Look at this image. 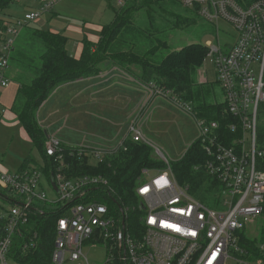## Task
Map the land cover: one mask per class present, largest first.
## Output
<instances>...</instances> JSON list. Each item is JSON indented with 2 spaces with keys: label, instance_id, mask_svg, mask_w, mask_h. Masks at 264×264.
Here are the masks:
<instances>
[{
  "label": "built area",
  "instance_id": "built-area-1",
  "mask_svg": "<svg viewBox=\"0 0 264 264\" xmlns=\"http://www.w3.org/2000/svg\"><path fill=\"white\" fill-rule=\"evenodd\" d=\"M61 0H10L21 6L23 15L4 18L0 31V96L9 83V58L20 31L50 14ZM208 23L222 22L236 35L224 49L218 37L205 45L219 85L223 113L231 118L227 125L231 139L225 143L218 121L195 116L190 102L179 101L152 83L146 89L149 98L162 97L192 116L198 130L194 141L201 145L206 159L195 165L213 179L209 201L201 202L190 193L188 185L176 180L170 161L155 148V159L162 167L142 169L134 189L137 204L131 209L114 202L109 206L97 201L111 188L101 175L68 177L66 155L83 156L87 164L97 166L126 150L125 142L144 144L140 119L146 106L136 109L125 138L117 146L96 149L69 146L52 136L44 142V151L54 164V176L47 181L34 166L14 172L0 165V191L6 199L0 209V264H19L11 254L16 238L19 253L37 246V232H29V216L45 211H59L55 220L51 264H89L86 250L102 246L103 264H264V239L256 244L252 261L241 258V232L264 215V142L258 130L264 115V0H179ZM124 2L118 1L122 7ZM206 79L198 73V82ZM3 111H0V123ZM153 150V149H152ZM152 172V174H151ZM45 180L55 192L47 199L41 186ZM54 183L56 190L51 187ZM139 211L138 215L131 218ZM248 262V263H247Z\"/></svg>",
  "mask_w": 264,
  "mask_h": 264
},
{
  "label": "trees",
  "instance_id": "trees-1",
  "mask_svg": "<svg viewBox=\"0 0 264 264\" xmlns=\"http://www.w3.org/2000/svg\"><path fill=\"white\" fill-rule=\"evenodd\" d=\"M178 1L125 0L124 5L115 12L113 21L102 27L98 42H83V49L77 60L67 54L66 38L63 35L39 30L31 25L21 30H25V34L18 45L15 43L9 58L10 69L16 71L11 81L18 85L11 112L16 116L40 160L37 163L33 157H27L20 166L21 170L34 166L47 181L54 176V164L44 151L47 133L38 123L37 112L58 87L78 79L97 76L104 69L103 63L122 71L144 87L152 83L160 90L168 91L171 97L190 102L196 117L219 122L221 134L225 143H228L232 137L227 129L231 118L224 115L223 103L206 101L207 91L196 86V75L207 52L205 46L192 43L178 51H169L168 35L177 30L188 29L194 23V19L174 9V4ZM236 1L241 3V0ZM10 3V0H0V11ZM4 22L0 17V31ZM258 137L259 142L263 143L264 122L259 125ZM125 145V151H120L117 156L110 157L97 166L88 165L87 159L76 153L74 157L66 155L69 169L65 170V174L68 177H105L112 193H103L97 201L109 206L118 202L120 207L131 209L137 204L134 189L141 170L160 168L162 165L152 156L150 147L129 141ZM62 148L65 152H75L68 145L62 144ZM205 159L201 145L193 141L183 157L170 163V167L180 185H188L195 198L207 203L215 183L203 169H193ZM4 199L6 196L0 191V209L6 202ZM129 211L133 214L131 218L139 214L138 210L133 213ZM59 215L58 210H43L29 216L25 228L29 232H37V246L23 255L19 253L21 240L16 238L11 254L19 264H51L53 231ZM256 243L241 234V258L247 261L255 259L258 256Z\"/></svg>",
  "mask_w": 264,
  "mask_h": 264
},
{
  "label": "rangeland",
  "instance_id": "rangeland-1",
  "mask_svg": "<svg viewBox=\"0 0 264 264\" xmlns=\"http://www.w3.org/2000/svg\"><path fill=\"white\" fill-rule=\"evenodd\" d=\"M101 1L61 0L55 4L52 15H43L41 20L31 24V26L43 31L59 30V34L65 35L66 25L69 22L81 26L85 22H93ZM110 1L113 2L112 5L115 10L120 8V6H116L117 0ZM174 9L179 11L180 14L194 19V23L188 29L177 30L168 35L169 51H178L192 43H200L205 46L208 42L213 43L216 40L215 37H218L222 49L234 43L236 35L226 24L220 22L216 26L208 23L192 9L183 7L180 1L174 4ZM22 15L23 9L21 6L14 4H10L0 11L1 18L10 20L13 17L17 18ZM109 16H111V12H109ZM23 34H25V30L21 31L17 38V45ZM102 66L103 68H110L107 63H103ZM200 71L203 72L206 81L199 84L198 75H196V86L207 91L205 100L222 103L223 96L219 85L215 82L213 63L208 57L204 59L198 73ZM15 72L11 68L10 74L12 76L15 75ZM78 88L74 86L58 91L39 111L38 119L45 123L48 135L56 138L63 145L69 146L83 145L96 149L117 146L127 134L128 126L133 120L129 116L132 107H135L138 101L137 98L135 99L137 94L134 93V90L127 92L117 87L107 95V97L113 99L108 100L106 96L104 97V94H101L96 97L95 103L91 101L92 97L88 102L85 99L84 103L81 98L71 101L73 98H70V96ZM16 93L17 85L10 80L0 96V111H3L2 120L6 119L7 112H11ZM151 104L152 99H149L150 111L148 109L145 115H148L149 112L153 114L145 122L140 121L142 133L151 144L152 153L155 154L156 148L171 163L178 161L198 136L195 120L191 115L180 110L165 98L158 97ZM50 107L59 108V110L50 116L53 110ZM262 118L261 123L264 122V115H262ZM7 122L9 123L8 126H1L0 124V161L2 167H5L9 172H14L18 170V167L27 157L31 156L36 159L37 153L32 143L23 135L21 126L15 121L13 123L12 120H7ZM152 156L155 157V155ZM41 186L47 195V199H55V192L47 185L45 180L41 181ZM263 231L264 215L258 218L253 226L248 225L241 233L248 240L258 243L261 241ZM86 255L89 264H103L105 260V250L102 246L97 247L95 250H86ZM227 264L238 263L232 260L228 261Z\"/></svg>",
  "mask_w": 264,
  "mask_h": 264
},
{
  "label": "crops",
  "instance_id": "crops-1",
  "mask_svg": "<svg viewBox=\"0 0 264 264\" xmlns=\"http://www.w3.org/2000/svg\"><path fill=\"white\" fill-rule=\"evenodd\" d=\"M118 1L119 0L116 1V6H118ZM123 2H125V0H123ZM112 4H113V2L110 0H102L101 4H99L98 9L96 10V13L94 15V21L91 23L85 22L81 26L79 24H72L69 22L66 25L65 35L63 34V36L64 37L65 36H71V37H65L66 38L65 50L70 57H72L76 60L80 58V55H81V52L83 49V42L87 41L91 44H96L98 42L102 27L110 24L113 21L114 14L117 11V10H115V8L113 7ZM53 11H54V9H53ZM53 11L51 12L52 14H53ZM109 12H111V16H109ZM50 32L54 33V34L60 33L59 30H50ZM10 70L11 69H9V73H8L9 80H11V78H12V74H10ZM74 86L79 87V88L76 89L75 93H73L70 96V98H73L71 101H74V100L81 98V99H83V103H84L85 99L88 102L90 100V98L92 97L91 101L93 103H95L96 97L101 95V94H104V97L106 96V98L108 100L113 99V98L107 97V95H109L111 93V90H115V89H117V87H119V88H122L123 90H125L127 92L129 90H130V92H131V90H134V93L137 94V95H135V99L137 98L138 101L136 103V106L132 107V109L130 111L131 113L129 112L131 114L129 116V118L132 119L133 117H135L136 109L140 108L141 106H146V111L148 109L150 111V108H149V99L150 98H149L148 91H147L146 87L139 84L138 82L133 80L131 77L127 76L122 71H120L116 68L104 67L103 71L100 74H98L97 76L86 78V79H78L74 82H70L68 84H65V85L58 87L48 97V99L46 101H44V103L40 106V108L37 112V120H38L39 125L43 129H45V131L47 128V127H45V123L38 119L39 111L42 109V107H44L46 105V103L49 101V99H51V97L54 94H56L58 91L63 90V89H69V88L74 87ZM17 89H18V85H17ZM138 95H141V96L137 97ZM113 97L115 98L116 96L114 95ZM155 99H157V98H152V104L155 101ZM122 102H125V101H122ZM126 102H128V101H126ZM50 108H53L52 112L50 113V116L55 114L59 110V108H54V107H50ZM7 113H8V115L5 116L6 119L2 120V122L0 123L1 126H3V125L8 126L9 123L7 122V120H12L13 123L15 121L17 124H19L16 116L12 112L9 111ZM145 114H146V112H144L143 116L141 117V119L139 121L142 120L143 122H145V120H147V118L149 119V117L153 113L150 114V112H149L148 115H145ZM2 119H3V117H2ZM21 129H22V127H21ZM46 133H47V131H46ZM23 135L27 137L24 130H23ZM48 136L49 135L47 133V137ZM125 136H124V138H125ZM27 139H28V137H27ZM122 140H121V142H122ZM34 160H35V162L40 163V160L38 157ZM0 165L2 167L1 161H0ZM20 166L18 167V170H20ZM2 169L9 172L5 167H2ZM18 170H16V171H18Z\"/></svg>",
  "mask_w": 264,
  "mask_h": 264
},
{
  "label": "water",
  "instance_id": "water-1",
  "mask_svg": "<svg viewBox=\"0 0 264 264\" xmlns=\"http://www.w3.org/2000/svg\"><path fill=\"white\" fill-rule=\"evenodd\" d=\"M51 187H52L54 190H56V187H55V185H54L53 182H51Z\"/></svg>",
  "mask_w": 264,
  "mask_h": 264
}]
</instances>
